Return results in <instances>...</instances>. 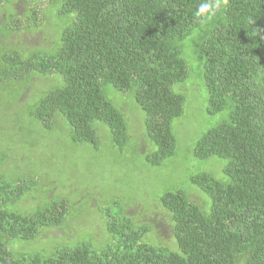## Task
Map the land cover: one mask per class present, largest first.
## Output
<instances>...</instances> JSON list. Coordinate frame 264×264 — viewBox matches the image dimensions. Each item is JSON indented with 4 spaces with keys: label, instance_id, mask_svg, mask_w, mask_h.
Instances as JSON below:
<instances>
[{
    "label": "trees",
    "instance_id": "obj_1",
    "mask_svg": "<svg viewBox=\"0 0 264 264\" xmlns=\"http://www.w3.org/2000/svg\"><path fill=\"white\" fill-rule=\"evenodd\" d=\"M43 1L0 0V89L12 91L0 96V108L26 101L34 79L59 77L63 85L28 110L29 117L46 132L69 129L73 145L93 147L99 122L110 145L121 150L126 121L105 96L108 85L123 103L134 99L145 137L156 148L145 162L159 167L174 155L171 124L184 109L185 97L173 91L188 76L180 44L202 30L196 51L203 58L207 113L227 112V119L207 130L192 154L224 161V178L191 176L202 199L164 193L152 213L160 220L127 215L130 207L117 202L102 207L96 235L42 256L15 255L11 245L55 240L82 214L65 219L72 204L60 200L16 213L9 207L35 200L29 193L36 183L0 174V264H264V0H217L219 10L204 23L196 15L203 0ZM18 2L22 14L13 10ZM54 17L67 23L57 42L46 44L45 36L40 48L9 44L22 33L49 28ZM10 162L16 164L1 154L0 168ZM99 236L103 243L95 248Z\"/></svg>",
    "mask_w": 264,
    "mask_h": 264
},
{
    "label": "rangeland",
    "instance_id": "obj_2",
    "mask_svg": "<svg viewBox=\"0 0 264 264\" xmlns=\"http://www.w3.org/2000/svg\"><path fill=\"white\" fill-rule=\"evenodd\" d=\"M22 6L21 2L13 5L14 12L22 14ZM52 19V29L51 26L46 28L49 25L47 23L42 31L22 33L9 44H16L15 47L19 48L38 47L42 45L45 36L46 44L48 39L50 45L57 42L61 29L67 23L63 18ZM202 34V30L195 29L180 44V55L186 64L188 76L183 83L175 85L173 91L185 97L184 109L182 116L171 124L175 140L174 155L164 160L159 167L145 162L146 154L154 152L156 148L145 137L143 114L136 107L134 99L128 97L123 103L122 95L108 85L104 86V94L121 111L126 121L128 139L121 150L110 145L107 128L99 122L94 123L99 143L93 147L88 144L73 145L69 129L46 132L29 117L28 110L44 95L63 85L59 77L34 79L32 87L27 89L26 95L29 98L26 101L16 107L0 108V156L4 154L16 161V164L10 162L8 166H2L0 174L30 177L36 183L29 193L35 200L23 198L24 202L18 200L9 209L20 214H30L50 201L60 200V203L68 201L72 204L65 219L82 214L78 221L65 226V235L55 240L49 236L50 238L38 241L14 242L11 246L15 255H49L60 245L80 242L88 234L96 235L101 222L100 209L105 206L113 207L114 202L130 207L127 215L135 216L137 213L135 217L138 219L150 217L153 209L157 208L159 198L166 192L181 191L190 195L197 193L201 199L205 197L191 184V176L206 174L217 180L224 178L221 170L224 161L215 157L199 160L192 154L200 137L217 123L227 119V112L215 116L207 113L203 58L196 51L198 37ZM4 90L0 89V96L3 98L8 96L5 92H12ZM38 134H41L42 139H37ZM48 194H52V198L46 200ZM152 217L160 220L156 214H152ZM53 233L57 235L58 232ZM102 237L93 240V247L102 245Z\"/></svg>",
    "mask_w": 264,
    "mask_h": 264
},
{
    "label": "clouds",
    "instance_id": "obj_3",
    "mask_svg": "<svg viewBox=\"0 0 264 264\" xmlns=\"http://www.w3.org/2000/svg\"><path fill=\"white\" fill-rule=\"evenodd\" d=\"M219 10L217 0H203L198 5L196 15L201 18V23L211 20Z\"/></svg>",
    "mask_w": 264,
    "mask_h": 264
}]
</instances>
